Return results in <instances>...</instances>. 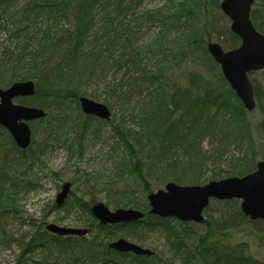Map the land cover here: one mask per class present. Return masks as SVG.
<instances>
[{"label": "trees", "instance_id": "1", "mask_svg": "<svg viewBox=\"0 0 264 264\" xmlns=\"http://www.w3.org/2000/svg\"><path fill=\"white\" fill-rule=\"evenodd\" d=\"M18 1L0 0V31H6L8 39L15 43L13 46H7L3 52L0 74L8 80L4 82L5 86H9L12 80H34L36 94L18 99H27L29 104L43 108L48 114L42 119L32 121V123L40 121L45 143L40 144L34 140L25 150L19 148L10 132L0 125V220L3 213H8L9 210L2 202L7 196H3L5 193L11 194L10 200L16 201L17 195L29 183L25 177L27 168L31 167L35 160L39 159L40 153L47 148L48 139L60 141V128L67 123L71 110H75L72 104L78 108V120L84 127L95 120L102 122V119L81 111L79 94L85 92L81 93V86H78L80 80L92 79L98 70L100 74L105 73V62L109 60L106 53L113 58L114 52L111 48L120 37L126 42L124 46L126 52L120 53V60L116 63L120 67L126 66L138 57L134 45L137 31L132 27L136 18L130 17L135 15L133 11L137 10L141 0H24L19 4ZM193 3L195 5H192V10L190 4L183 2L181 4L184 7L181 9L185 10L184 12L179 10L167 15L155 10L147 11L145 15L149 21L160 22L167 29L168 22L173 23V20H179L184 15H192L196 5L204 7L209 3L218 2L198 0ZM251 19L257 30L264 33V0L254 1ZM97 24L101 27L94 30ZM201 30L202 35L193 34L186 39L184 45L194 46V51L202 47L203 55L200 60L206 69L188 72L187 85L185 82L171 79L167 91L165 88L167 74H164L162 68L155 73L144 72L140 80L130 77L129 69L124 75L126 79L128 77L127 80L123 77L119 84L109 86L105 91L111 93L119 88L121 94L128 97L135 90L137 82L143 87L138 93H142L147 84L158 85L159 95L155 100L157 102L150 100V109H145L142 114L143 132L140 134L127 129L124 125L121 127L122 132L126 133L125 135L121 132L122 136L130 137L125 141L128 154L125 160L127 158V161H130L131 168L129 172L131 174L132 171L137 172V177L145 183L146 192H151L144 170L147 155L153 154V158L150 159L152 162L148 166L159 169L168 167L170 170L166 179L181 181L186 171L201 168L203 164L207 166L206 161L212 155H207L202 146L200 147L206 137H216L230 125L235 128L238 126L240 131L252 139L253 121L247 119V116L254 112L245 109L223 75L220 65L208 52L207 44L212 40L209 29L203 26ZM222 32L219 31L218 35L229 39L228 47L233 48L240 44L239 36L229 28ZM185 52L177 58V63L183 62ZM261 72L264 73V70ZM252 78L257 107L264 113V89L260 83H256L255 77ZM0 86H3V83ZM224 87L226 91H223ZM117 127L119 128L120 124ZM238 136L240 139L244 137L240 132ZM33 145L38 148L34 149ZM252 145L250 151L264 159V147L256 150L254 141ZM192 152H196V160L190 158L189 154ZM223 156L224 152L218 153L213 159L216 160L217 157L220 159ZM238 160L233 161L235 165L241 164L246 158ZM246 173L247 171L243 172ZM123 190L124 188L114 186L109 191L115 194ZM78 202L82 203V207L89 209L88 202H82L81 199H78ZM219 204L222 207L217 210L218 214L211 215V208ZM135 206L144 211L150 209L147 200L136 201ZM143 221L145 220L141 222ZM141 222L112 226L99 222L98 227L99 231L107 230L109 234L113 228L137 225ZM179 223L182 224L184 233L175 227L173 229L170 223L166 225L172 229L168 241L171 243L170 249L174 257L167 262L160 261L162 264H176L175 256L179 257L181 264H264V258L256 255V251L253 253L251 241L254 236H264V222L251 221L246 217L238 199L212 200L205 210V219L201 223L206 226L208 233L198 234L194 240L190 239L191 233H188L187 227L190 224L197 226L196 223ZM261 239L259 244L264 242V239ZM68 242H72V236L60 237L38 228L19 261L32 250L31 247L44 246L52 249L57 243L65 245ZM85 247L88 248L89 259H84L79 264H95L102 260L116 262L118 258H125L128 255L112 250L108 242L99 238V234L87 240ZM133 258L150 264L148 262L155 256L134 255Z\"/></svg>", "mask_w": 264, "mask_h": 264}, {"label": "rangeland", "instance_id": "2", "mask_svg": "<svg viewBox=\"0 0 264 264\" xmlns=\"http://www.w3.org/2000/svg\"><path fill=\"white\" fill-rule=\"evenodd\" d=\"M20 1L24 0H19L18 4ZM213 1L218 3H209L204 7L196 5L192 15H184L179 20H173V23L168 22L166 29L160 22L149 21L145 13L157 10L169 15L179 10L183 11L181 9L184 7L183 2L190 4L192 10V5H195L193 2H198V0H141L137 10L133 11L135 15L130 17L131 19L136 18L132 27L137 31L134 45L138 51V57H135L126 66L120 67L116 63L117 60H120V53L126 52L124 48L126 42L122 39L123 37H120L111 48L114 52L112 53L113 58L109 53H106L109 60L105 62V73L100 74L98 70L92 79L80 80L78 83V86H81V93H88L79 94V96L106 104L112 111L111 119H102V122L95 120L84 127L78 120V108L72 104L75 110H71L67 123H64L60 128V141L48 139L47 148L40 153L39 159H36L35 163L27 168L25 177L29 181L28 185L17 195L16 201L10 200L11 194L5 193L3 196H7L2 202L9 210L8 213H3L0 220V264H79L82 260L89 259L85 243L98 234L100 239L108 243L117 238H125L153 250L155 258L148 262L150 264H162L160 261L167 262V260L173 259L171 243L168 241L172 229L166 225L170 223L173 229L175 227L176 230L184 233L180 221L175 218L161 220L160 217H151L148 214L149 210L144 211L135 206L136 201H148L149 194L164 189L169 181H174V179H166L170 169L148 166L152 162L150 159L153 158V154L150 155L151 157L147 155L144 170L151 192H146L145 183L137 177V172L132 171L133 174L129 172L131 168L130 161H127V158L125 160V156L128 155L125 141L130 137L121 134L123 125L136 133L143 132L142 114L145 109H150V100L155 101L158 97V85L147 84L143 92L138 93V90L143 87H140V83L137 82L135 90L128 97L122 95L119 88L111 93L105 91L109 86L119 84L129 69L130 75H128L133 79L140 80L144 72L155 73L162 68L164 74H167V86L165 85L167 91L170 87L169 81L172 82V80L185 82L184 84L187 85L186 75L188 72H200L206 69L200 60L203 55L202 47L194 51V46H185L187 38L193 34L202 35L200 31L205 26L209 29L212 40L221 44L225 49H230L228 47L229 39L218 35V32L230 29L231 21L220 8L221 0ZM100 27V24H97L94 30H99ZM8 38L9 35L6 31H0V60L5 48L15 44ZM184 51L186 52L183 62L177 63V58ZM252 77H255L256 83H260L261 88L264 89V73L255 72ZM6 81L8 80L0 74V84L3 83L0 89H6L11 84L24 80H12L9 86H5L4 82ZM223 91H226L225 87ZM18 98L15 99L16 103L32 106L27 99L19 100ZM261 111V108H256L253 114L247 116V119L253 121L252 139L242 130L240 131L238 126L235 128L230 125L228 129L220 131L218 136L206 137L200 147L202 146L207 155H212L206 161L207 166L205 167L203 164L201 168L186 171L183 180L175 182L183 186L205 185L211 180L242 177L245 175L244 171H247L246 174L253 173L256 170L257 162L264 160L250 151L253 141L256 150L261 149V146L264 147V113ZM30 124L32 141L44 144L45 136L42 133L40 121L30 122ZM239 132L244 136L242 139L238 136ZM122 133L126 135L125 132ZM137 145L140 147L139 144ZM32 147L38 148L36 145ZM223 152L222 158L213 159L218 153ZM195 153L189 154L191 159L196 160ZM240 158H246V160L235 165L233 161L237 159L241 161ZM190 181H194V184ZM66 182L72 183L71 194L62 205L58 206L56 199ZM114 186H119L124 190L114 194L109 191ZM78 199L88 202L89 209L82 207V203L78 202ZM99 202L104 203L112 211L119 208L144 211L147 214L146 222L113 228L109 234L107 230L99 231V221L91 211L93 205ZM221 207L220 204L213 206L210 211L211 215H217V210ZM50 223L70 228H87L89 233L81 238L72 237V242L65 243V245L57 243L52 246V249L44 246L31 247L32 250L24 255L22 261H19L26 245L35 237L38 228L47 231L46 226ZM195 225L197 226L190 224L187 227L188 233H191L190 239L194 240L198 234L206 235L208 233L205 225L197 223ZM47 233L51 234L48 231ZM261 238L264 239V236H254L253 240L251 239L253 241L252 249L253 253L256 251V255L264 258V242L259 244ZM37 239L39 240V237ZM174 261L176 264H181L177 256ZM116 263L144 264L142 260L132 256L118 258L116 262L102 260L95 264Z\"/></svg>", "mask_w": 264, "mask_h": 264}, {"label": "water", "instance_id": "3", "mask_svg": "<svg viewBox=\"0 0 264 264\" xmlns=\"http://www.w3.org/2000/svg\"><path fill=\"white\" fill-rule=\"evenodd\" d=\"M253 3L254 0H221L220 8L230 19V29L240 37L241 43L230 50H225L221 44L212 40L207 46L232 89L249 111L256 107L249 73L264 69V33L257 30L251 19ZM35 93L34 80L15 82L6 89H0V124L10 132L22 149L28 148L31 143L32 132L28 122L44 118L47 112L39 107L15 103L14 100L17 97L33 96ZM80 104L87 115L105 120L112 117L111 110L102 102L82 96ZM71 186V182L64 183L56 199L57 205L65 202ZM212 198L241 199V208L246 216L252 220H264V160L257 163L255 172L242 177L211 180L205 185L183 186L169 181L164 189L149 194V213L201 223L205 218L204 210ZM91 210L103 224L132 222L145 217V212L138 209L119 208L112 211L102 202L95 203ZM46 229L58 236H83L89 233L87 228H70L51 223ZM109 246L120 252H133L138 255L154 253L125 238L114 240Z\"/></svg>", "mask_w": 264, "mask_h": 264}]
</instances>
